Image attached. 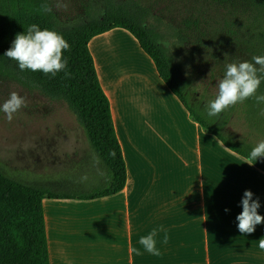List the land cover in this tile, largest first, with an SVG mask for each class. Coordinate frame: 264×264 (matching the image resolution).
Masks as SVG:
<instances>
[{
  "label": "crops",
  "instance_id": "1",
  "mask_svg": "<svg viewBox=\"0 0 264 264\" xmlns=\"http://www.w3.org/2000/svg\"><path fill=\"white\" fill-rule=\"evenodd\" d=\"M89 49L127 183L95 200H44L51 264H143L138 240L159 226L169 236L163 244L159 233L160 251H197V264H264V222L242 234L236 219L246 190L264 216V172L191 117L130 32L98 35Z\"/></svg>",
  "mask_w": 264,
  "mask_h": 264
},
{
  "label": "trees",
  "instance_id": "2",
  "mask_svg": "<svg viewBox=\"0 0 264 264\" xmlns=\"http://www.w3.org/2000/svg\"><path fill=\"white\" fill-rule=\"evenodd\" d=\"M222 3L234 0H216ZM264 22V0H251ZM81 11L73 20H64L56 0H0V80L37 91L47 99L66 104L86 133L90 147L107 172L105 186L89 193H56L46 188L24 184L0 171V264H51L44 211L45 199L90 201L123 191L127 168L113 121L111 104L105 94L93 56L90 41L101 34L121 28L130 32L143 51L151 57L161 79L179 98L191 117L208 133L216 136L228 149L249 159L259 142L264 141V103L254 97L229 106L217 116L209 117L207 104L217 93L204 88L201 99L191 104V88L199 76L184 52L185 39L162 26L151 9L140 0H80ZM48 4L52 11L43 12ZM36 24L61 34L71 49L62 59L68 65L53 77L42 71L21 70L18 62L5 56L17 34ZM171 42L172 52L164 43ZM242 44V45H241ZM240 45L241 53L225 54L214 61L212 81L224 78L227 63L252 61L264 56V25L254 29ZM259 67V66H257ZM70 72V76H65ZM264 95V81L257 90ZM234 119L244 123L246 136L235 135L228 127ZM115 151V157L110 153ZM254 166L264 172V157Z\"/></svg>",
  "mask_w": 264,
  "mask_h": 264
},
{
  "label": "rangeland",
  "instance_id": "3",
  "mask_svg": "<svg viewBox=\"0 0 264 264\" xmlns=\"http://www.w3.org/2000/svg\"><path fill=\"white\" fill-rule=\"evenodd\" d=\"M162 26L185 39L184 52L197 70L191 88V104L201 99L207 86L217 93L219 79L210 72L223 54H238L254 29L264 25L251 0L222 3L216 0H140ZM80 0H56L64 20L81 11ZM172 52L171 42L164 43ZM241 44V45H240ZM215 69V68H214ZM16 92L25 97L22 108L9 121L0 112V171L24 184L56 193H89L105 186L104 164L90 147L88 137L66 104L53 102L37 91L0 80V105ZM246 136L244 123L234 119L228 127ZM143 251V264H197L198 252ZM213 262V261H211Z\"/></svg>",
  "mask_w": 264,
  "mask_h": 264
},
{
  "label": "clouds",
  "instance_id": "4",
  "mask_svg": "<svg viewBox=\"0 0 264 264\" xmlns=\"http://www.w3.org/2000/svg\"><path fill=\"white\" fill-rule=\"evenodd\" d=\"M41 10L43 12L52 11L48 4H43ZM70 49V44L61 34L48 29L41 30L38 25L32 24L25 33L16 35L5 56L17 61L21 70L42 71L45 75L51 74L55 77L58 72L67 68L68 60L67 58L62 59V55L64 50L70 51ZM227 55L225 53V56ZM225 67L224 78L218 82L219 93L206 106L209 117L217 116L229 106L244 102L250 97H254L257 103H264V95L256 94L261 82L264 81V56H253L251 62L227 63ZM70 75V72H65L66 77ZM25 107H27L25 97L12 92L9 98L0 105V112L6 114L7 119L11 121L14 114ZM261 115H264V112ZM110 155L115 157V151H112ZM261 157H264V141L259 142L252 149L249 159L254 163L248 164L254 165ZM253 196L254 193L250 190L244 192L241 200L243 211L236 217L239 221V231L242 234L255 232L256 226L264 222V216L258 213L261 206L259 198L253 199ZM161 232L164 235L160 242L167 244L169 236L163 226L152 229L147 235L140 236L138 243L148 253L159 256L161 252L157 247V237ZM259 248L264 249V238L259 240ZM134 251L141 254L139 249H134Z\"/></svg>",
  "mask_w": 264,
  "mask_h": 264
}]
</instances>
